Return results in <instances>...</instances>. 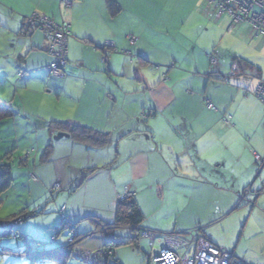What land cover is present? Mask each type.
Masks as SVG:
<instances>
[{
  "label": "crops",
  "instance_id": "0c3cea01",
  "mask_svg": "<svg viewBox=\"0 0 264 264\" xmlns=\"http://www.w3.org/2000/svg\"><path fill=\"white\" fill-rule=\"evenodd\" d=\"M111 2L114 5L109 9L108 0H0V15L14 26L17 37L24 36L25 19L34 12L56 24L68 25L64 76L51 78L47 67L52 59L46 52L44 36L34 32L24 36L28 37L24 41L26 56L17 63L18 70L24 67L25 74H30L17 76L18 83L42 82L49 96L62 104L61 113L50 122L82 126L107 138L103 148L88 147L70 137L55 145L58 141L48 133L50 122L46 117L36 118V122L31 118V122L26 119L31 117L28 113L13 111L17 119L24 120L19 126L12 118L13 137L0 139V160L13 150L22 157L50 145L60 152L58 165L65 162L64 167L81 178L75 185L72 174L64 173L63 166L54 169L50 178L46 170L35 171V159L30 169L28 156L24 166L15 168L12 164L10 216L22 211L40 212L25 220L34 221L32 224L18 223L14 228L17 235L46 243L42 233L54 226L61 212L79 235L89 237L74 246L77 259L57 254L38 262L23 256L19 240L15 252L7 249V242L0 243L2 250L11 253L0 254V264H83L78 261L81 254L103 251L112 240L133 237L136 233L128 228L112 233H103L100 228L113 224L115 208L125 189L135 194L144 231L178 236L200 226L212 244L227 252L226 244L214 235L215 227L236 215L245 202L264 211V186L254 187L263 176L258 175L254 157H264V111L250 96L255 89L241 93L245 85L264 82V72L235 49L243 36L242 26L233 25L227 16H218L205 0ZM246 27V35H254L252 43L260 46L259 54L264 55V39ZM129 39H134L133 45ZM233 64L243 75L231 77L228 84L213 79L227 75ZM207 102L216 111L209 110ZM70 107L75 109L72 114H68ZM143 112L150 116L142 119ZM226 116L231 117L228 124ZM2 120L0 110V126ZM245 134L251 135L248 142ZM52 181L59 190L62 183L68 190L57 197L55 209L48 206L55 185L51 189ZM245 189L259 192L258 197L241 200ZM9 192L0 208L7 204ZM88 193L101 204L92 209L94 215L85 214V204L77 202L78 195ZM84 216H97L99 225L85 222ZM186 217L188 222H182ZM37 225L38 230H33ZM63 233L48 239L53 247L64 245L58 240ZM142 241L149 243L150 255L142 257L147 252L139 249ZM154 244L157 249L153 250ZM123 250H130L131 257L123 258L119 254ZM159 250L156 242L139 238L135 247H120L113 257L121 264H153ZM246 260V264H254ZM95 264L112 261L100 257Z\"/></svg>",
  "mask_w": 264,
  "mask_h": 264
},
{
  "label": "rangeland",
  "instance_id": "374dc122",
  "mask_svg": "<svg viewBox=\"0 0 264 264\" xmlns=\"http://www.w3.org/2000/svg\"><path fill=\"white\" fill-rule=\"evenodd\" d=\"M224 16H227V15H224ZM239 25L242 26L240 28L243 30L242 32L243 36H242V39H240V43L235 47V49H237L236 51L238 55H241L244 59L250 61V63L255 66V69H259L263 74L264 55H262L261 53L259 54L260 46L255 47V45L253 44L254 35H252V37H249L246 35L245 31H247V27H246L247 25H244V24H239ZM13 27L14 26L9 25L5 21V19L0 15V110L3 112L5 117H6L5 113L8 114V116L9 115L11 116L9 118H7L8 116L6 118H4L3 116V120H2L3 122L0 126V139L1 140H6L7 138L11 139L13 137V135L10 134V132L13 131V129H15V126L12 121L13 117L14 119L17 120L19 126L20 124L22 125L23 123L24 119L23 118L17 119L16 118L17 114L13 115V111L15 113L17 111L19 112L24 111L25 113H28L29 114L28 116H31L30 118H26L28 121H31V118H35L34 120L33 119L32 120L36 122L37 119H43L42 117H46L45 121L50 122L51 121L50 118H53L54 116L55 117L59 116V114L61 113V110L59 108H62V104L58 105V103L56 102V99L55 98L53 99L54 96H49L42 82L35 83L30 80L27 82L26 85L23 83H20V84L18 83L19 82V79L17 78L18 74H24L25 76L30 74V72L25 74L24 67L21 70H18L17 68L18 66L17 63H21L22 59H24V57L26 56L25 55L26 50L24 48L25 47L24 41H26L28 37H24V36L17 37L15 35L16 32L12 30ZM51 78L53 77L51 76ZM228 79L230 80V78ZM255 83L256 82L254 81L250 85L249 84L245 85V88L241 90V93L245 92L243 93L244 95L247 92H249L247 91V88L248 90H250V92H252L254 89H256L257 85ZM29 87L42 88L44 91V95L51 97L53 103L50 106L45 107L43 109H37V110H32V111L26 110L23 107L25 103V97L20 95V93L28 89ZM250 96H253V95L250 94ZM256 100L257 102H259L258 99ZM14 101H15V104H14L15 106H11L10 103L11 102L14 103ZM259 104L262 106L263 111H264V106L260 102ZM9 105L11 106V109H9ZM2 107H5V108H2ZM10 111H12V113ZM20 114L21 113H19V115ZM258 122L259 121H257V123ZM244 137H245L246 142H248L249 139L251 138V135L245 134ZM60 142H64V141L60 140L53 144L56 145V143L59 144ZM45 147L46 146H42V147L40 146L38 148L39 152H37V148H35L32 152L29 151V153L23 154L22 157L15 154L16 152L15 151L13 155V160H12V164L14 165L13 167L18 168V164L20 160H23V158H26L28 156L29 157L28 160H30V165H29L30 169H32L31 168L32 161L33 159H35V165H34L36 169L35 171L40 173L46 170L47 176H50V178H53L54 169H58L63 166V170H64L63 172L68 173L69 175L72 174L71 179L72 178L75 179V185H76V183L81 179L80 176L74 175L69 169L65 168L64 167L65 162L61 165H58L61 162L58 161V158L60 157V152L57 149L51 151L48 157V161H49L48 164L42 165L40 163V157L42 156ZM59 148H60L59 149L60 151L63 149L61 147ZM14 157H18L20 160L18 159L15 160ZM263 179H264V176H260V178H258L255 181L254 187L258 186L259 188H261ZM54 184H55V181H52L51 189L53 188ZM65 191H68V190L65 188L64 183H62L61 190H59V188L57 190H52L51 191L52 198H50L52 201L50 202V204H48V206L54 207L53 209H55L56 204H57L56 202L57 197L60 196ZM8 195L10 196L7 199V204H5L2 208H0V219L1 220L10 218L11 217L10 215L13 213V204H12L13 195L11 194V192H9ZM106 201L107 200H105V202ZM77 202H79L80 204L81 203L85 204V208H86L85 214L89 213V215H94L93 214L94 212L92 211V209L101 206V204L97 202L95 198H92L90 196V193H88L87 196L86 194L78 195ZM63 204L64 203H61L60 205L62 206ZM244 210H246V212L243 213ZM260 211L262 210H260L259 208L258 209L252 208L251 204H246L245 202L241 205V207L238 210L235 211L236 215H231L227 217V219H225L224 222L220 224V226L215 227V232H214L215 237L220 238L222 242L226 244V249L229 252H233L234 257L237 260H241L245 262L247 261L246 259H248L252 261L254 264H264V211L263 212H260ZM95 217L97 216H92V218L84 216L83 219H86L84 220L85 222H90V220H87V219L91 218L92 220L96 222L99 219ZM188 218L189 217H186L185 219L181 221L186 223L188 222ZM170 221H171L170 223L172 222L175 223V220H170ZM181 221H178V222H181ZM32 222L34 221H31V220L27 222L25 221L23 222V225L24 226L29 225V224H32ZM50 223L51 222H48L46 226L48 227ZM59 224H60V220L58 217V220L54 223V226H52L53 225L52 224L51 229H49L45 233H42V238L44 239L46 237V240H43V241L48 243L47 245L48 247L55 246V244L53 242H50V240L48 239H50L51 236L54 234V231H56ZM40 225L42 227V224ZM38 228L39 226L37 225L36 228H32V229L38 230ZM67 232L68 230H65L64 233L60 235V238L58 240L60 241L61 244H65L67 242V237H66ZM35 233L36 232H34L33 233L34 235L33 234L32 235L35 236ZM208 233L209 235H212L210 232ZM19 236L20 235H18L17 237ZM4 242H7V244L9 245L7 246L9 248L7 249H10V250L12 249V251L15 252L17 249L16 244L19 241L15 240L13 237H10V238L0 240V243H4ZM141 244L142 246L139 249L144 248L145 250H147V252L142 254V257H144L143 255L145 254L150 255L151 252L149 249V243L147 241H142ZM153 247H154L153 250L157 249V246L155 244L153 245ZM119 254L123 256V258L125 259L131 257L130 250H123ZM73 261L74 260H71V262ZM81 263L85 264L83 261H81Z\"/></svg>",
  "mask_w": 264,
  "mask_h": 264
},
{
  "label": "built area",
  "instance_id": "2783aa9c",
  "mask_svg": "<svg viewBox=\"0 0 264 264\" xmlns=\"http://www.w3.org/2000/svg\"><path fill=\"white\" fill-rule=\"evenodd\" d=\"M208 6L214 7L218 16L227 15L233 25L246 24L252 32L264 39V0H205ZM34 32H40L45 39L46 51L52 58L51 64L47 67L48 73L56 78L64 76V68L67 66V38L69 37V27L65 23L56 24L46 15L34 12L29 15L24 22L23 34L30 36ZM134 39H129L130 45L134 44ZM104 62V59H103ZM243 75L237 66H232L227 77ZM19 74L18 77H23ZM253 96L264 106V83L256 86ZM209 109H214L208 104ZM258 165V172L264 176V157L255 156ZM32 178V177H31ZM59 188L54 185L53 190ZM259 194L245 189L242 192L241 200L250 196L255 199ZM135 194L125 189L121 200L134 198ZM64 208H62V211ZM61 223H63L61 221ZM67 232V242L72 243L76 237V230L72 225H63ZM141 238L150 242H156L160 246L158 254L153 259V264H246L234 258V255L226 250L216 247L204 234L203 227L197 226L195 229L178 236L159 235L152 232H142ZM103 251H96L92 254H81L79 259L87 264H95L97 258Z\"/></svg>",
  "mask_w": 264,
  "mask_h": 264
},
{
  "label": "trees",
  "instance_id": "16d2710c",
  "mask_svg": "<svg viewBox=\"0 0 264 264\" xmlns=\"http://www.w3.org/2000/svg\"><path fill=\"white\" fill-rule=\"evenodd\" d=\"M108 1H109V9L113 8V5H114L113 2H111V0H108ZM23 27H24V25H23ZM234 65L238 67L237 64H233L232 66H234ZM231 67H230V69H231ZM238 70H239V68H238ZM216 75H218V74H216ZM209 77L211 78V77H213V75L211 74V75H209ZM19 78H22V77H19ZM54 78H56V77H54ZM228 78H230V77H227V75H224V76L219 75V76L213 77V79L215 81H217L219 83H223V84H228V81H229ZM261 83H264V82H261ZM253 93H254V91H253ZM208 104H211V103H209V102L206 103L207 108H208ZM2 108H5V107H2ZM213 108H214L213 110L209 109V108L208 109L212 110V111H216L214 106H213ZM9 109H11V108L9 107ZM10 112L12 113V111H10ZM1 113H2V116H4L2 111H1ZM5 115H6V117L8 116V114H6V113H5ZM149 116H150L149 112H143L142 119H146ZM6 117L4 116V118H6ZM9 117H11V116L9 115L7 118H9ZM224 121L226 124H228L231 121V117L226 116ZM46 129L52 137H55L58 133L68 134V136L70 137L71 140H73L75 142L82 143L88 147L103 148V146H105L107 143V138L105 135L99 134L93 130H90V129L82 127V126H77V125H73V124H66V123L50 122L47 124ZM51 151H52V147L50 145L46 146L42 156L40 157V163L47 162ZM14 152H15L14 150L7 152L6 154L3 155L2 159L0 160V206H1V203L3 200V197H5V195L7 194V192H9V190L12 188V185H13L12 160H13ZM27 158L28 157L23 158V160H20L18 157H14L15 160H17V159L20 160L18 166H20V165L24 166ZM257 172H258V167H257ZM258 175H260L259 172H258ZM83 181L84 180H81L78 185H81L83 183ZM262 185L264 186V181H263ZM256 193L259 194V192H256ZM134 198L118 202V204L115 208V218H114L113 224H111V225H106V224L101 225L100 224L101 225L100 228H101V231L103 233H108V232L112 233L115 229L128 228L130 231H132V233H136V235H134L133 237L131 236L129 239L124 240V241H120V242H115L114 240H112L111 244H109V245L105 246V248H103V252L98 258L102 257L105 259H109L112 261V264H121L117 259H115V257H113V252L115 250H117L118 248L123 247V246H134L135 247L137 245L138 239L141 238V233L145 232L143 229H141V225H142L144 218H143V215L141 214V211L139 210V207H138ZM39 213L40 212L22 211L18 214L12 215L8 219H5V220L0 219V240L10 238V237H13L15 240H19L23 244L22 245L23 249H24L23 256H25V258L30 259L34 262L37 260L39 261L40 259H47V260L49 259L50 260L53 257H55V255H57V254H61L67 258L74 257L75 259H77V257L75 256L74 250H73L74 246L77 245L81 240H83L84 237L85 238L89 237V235H87V234L86 235H79L77 233L76 237L74 238V241L72 243L66 242L64 245L59 246V247H48L47 246L48 243L36 242V241L32 240L29 236H25V235L17 237L18 236L17 232L14 229L15 226L18 223H21L28 218H33L34 216H36ZM59 220H60V224L58 225L56 231H54V234L51 236L52 240H54L58 234L65 231V229L63 228L64 224L70 223V222H68L67 218H65V216L62 215L61 212L59 214ZM87 220H90L91 223L99 225L98 221L95 222L91 218L87 219ZM61 221L63 223H61ZM4 227H5V229H3ZM72 229H74V228H72ZM148 232L156 233L153 231H148ZM4 253L11 254V253L7 252L6 250H2L0 248V254H4ZM78 261L81 262L80 259H78Z\"/></svg>",
  "mask_w": 264,
  "mask_h": 264
},
{
  "label": "clouds",
  "instance_id": "9594fccd",
  "mask_svg": "<svg viewBox=\"0 0 264 264\" xmlns=\"http://www.w3.org/2000/svg\"><path fill=\"white\" fill-rule=\"evenodd\" d=\"M20 95L25 97V103L23 107L29 111L43 109L53 103L51 97L44 95L43 89L39 87H29L28 89L22 91ZM74 111L75 109L70 107L68 109V114H72Z\"/></svg>",
  "mask_w": 264,
  "mask_h": 264
},
{
  "label": "water",
  "instance_id": "95a60500",
  "mask_svg": "<svg viewBox=\"0 0 264 264\" xmlns=\"http://www.w3.org/2000/svg\"><path fill=\"white\" fill-rule=\"evenodd\" d=\"M69 136L67 134L58 133L55 137H53L54 141H59L63 138L67 139Z\"/></svg>",
  "mask_w": 264,
  "mask_h": 264
},
{
  "label": "bare ground",
  "instance_id": "6f19581e",
  "mask_svg": "<svg viewBox=\"0 0 264 264\" xmlns=\"http://www.w3.org/2000/svg\"><path fill=\"white\" fill-rule=\"evenodd\" d=\"M259 157V156H258ZM261 158V157H260ZM254 160H255V158H254ZM256 162V161H255ZM257 164V163H256ZM248 197H250V196H248ZM121 201H124V200H121ZM235 258V257H234ZM87 264V263H86Z\"/></svg>",
  "mask_w": 264,
  "mask_h": 264
}]
</instances>
